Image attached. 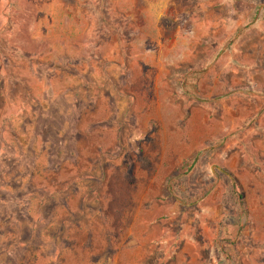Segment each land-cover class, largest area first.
I'll return each mask as SVG.
<instances>
[{
    "label": "rangeland",
    "instance_id": "obj_1",
    "mask_svg": "<svg viewBox=\"0 0 264 264\" xmlns=\"http://www.w3.org/2000/svg\"><path fill=\"white\" fill-rule=\"evenodd\" d=\"M0 264H264V0H0Z\"/></svg>",
    "mask_w": 264,
    "mask_h": 264
}]
</instances>
